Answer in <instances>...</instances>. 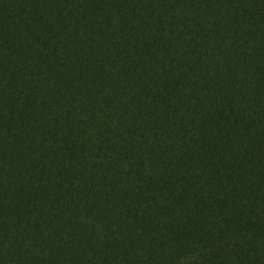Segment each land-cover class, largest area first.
<instances>
[{
	"label": "trees",
	"instance_id": "obj_1",
	"mask_svg": "<svg viewBox=\"0 0 264 264\" xmlns=\"http://www.w3.org/2000/svg\"><path fill=\"white\" fill-rule=\"evenodd\" d=\"M0 264H264V0H0Z\"/></svg>",
	"mask_w": 264,
	"mask_h": 264
}]
</instances>
